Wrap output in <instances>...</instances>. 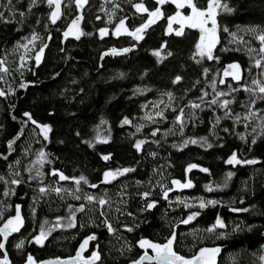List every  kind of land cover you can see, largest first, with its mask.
I'll return each mask as SVG.
<instances>
[{
  "label": "trees",
  "instance_id": "obj_1",
  "mask_svg": "<svg viewBox=\"0 0 264 264\" xmlns=\"http://www.w3.org/2000/svg\"><path fill=\"white\" fill-rule=\"evenodd\" d=\"M194 2L207 7V0ZM138 3L158 7L156 0L82 7L62 0L52 23L47 0H0V224L16 206L24 217L7 242L10 258L68 256L94 236L98 264H128L141 239L162 243L175 234L174 251L183 257L210 247L219 249L217 264H264V94L253 83L264 84V0H220L230 11L217 9L213 59L198 54L199 29L168 31L177 11L171 2L137 42L128 33L148 20ZM77 17L82 34L65 38ZM121 20L128 32L117 35ZM113 49L129 50L101 58ZM231 62L242 68L239 83L221 74ZM224 100L232 103L223 108ZM37 125L50 129L47 138ZM38 148L51 164L35 156ZM233 153L241 163H227ZM106 172L122 174L104 182ZM81 176L87 183H76ZM42 230L47 235L36 243Z\"/></svg>",
  "mask_w": 264,
  "mask_h": 264
},
{
  "label": "snow or ice",
  "instance_id": "obj_2",
  "mask_svg": "<svg viewBox=\"0 0 264 264\" xmlns=\"http://www.w3.org/2000/svg\"><path fill=\"white\" fill-rule=\"evenodd\" d=\"M9 4L12 3V0H8ZM77 7H82L83 4L87 2V0H75ZM174 3L177 11L174 15L168 17V31L171 32L173 30L172 25L174 23H177L180 25V29L176 31V35H181L184 27H190V28H197L199 29L201 35H200V42L196 45L198 54L200 56H207L208 59H213L212 55V49L214 48L215 44L217 43V37H216V31H217V9H220L223 7L225 11H230V9L227 8V5H221L220 0H207V7L206 8H200L198 5L194 2V0H156V3L158 5H164L165 3ZM37 3V0H32V6H35ZM61 3L62 0H47L48 6L51 8L53 5L55 6L54 11L51 12V22L56 23L57 19L60 18L61 15ZM134 8L137 12L140 13H147L148 20L138 27L134 32H129V35H132L135 39L140 40L142 39L141 33L147 29L151 24L155 23L158 19L163 17V13L161 12V8L157 7L154 11H150L148 8L144 7L142 3L134 4ZM187 7L191 10V13L188 15H184L181 13V9H184ZM21 16L24 15L23 12L20 13ZM3 16V13H0V17ZM80 20V17H77L75 20L72 21V24L70 25L68 31L64 32L65 38H67L70 34L75 35L77 39H79L80 35L82 33L79 32L78 29V22ZM124 20H121L119 25H117L116 34H120L121 30L127 31V29L124 27ZM209 23L211 24V27H208ZM73 29H76L75 32H73ZM251 31H255V29H251ZM106 34V30H101V36ZM36 37H33V40H35ZM259 40L261 42V48L259 49L260 53L264 54V34L259 36ZM46 47V46H45ZM129 49H124L123 51L127 52ZM44 49L41 48L40 51L37 53L35 60L37 65L40 63L42 54ZM113 52L116 50L113 49ZM154 55L159 56L160 53L156 52ZM23 59V58H22ZM256 66L261 67V62L259 60L256 61ZM229 68L233 71L229 73L228 70H225V76H228L229 74L232 75L233 79L239 81L241 79V76L239 74V68L240 66L237 64L229 65ZM4 69H0V71H3ZM207 71V70H206ZM180 77H177L176 80L179 81ZM221 83H224V81H220ZM253 83L256 84L259 93L264 94V84H262L259 81L253 80ZM232 91H235L236 89H231ZM246 91H252V89H245ZM0 95H4L3 92H0ZM228 95V93L225 92H218L217 96H225ZM260 99H264V95H261ZM217 101L213 100L212 103L215 104ZM232 103L230 100H224L222 104L220 105L223 108H227V106ZM28 116V114H25ZM250 115H255L254 113L250 112ZM28 118L31 120V116H28ZM179 120L180 117H177ZM247 119V117H245ZM127 123V120L124 121ZM35 123V121H33ZM38 127H41L37 125ZM42 132L45 135V138H47V133L50 130L47 126L41 127ZM155 135V133H153ZM243 139V137H241ZM196 141H192V143H195ZM255 143V141H253ZM141 142H138L136 144L137 149L140 148ZM11 146V145H10ZM40 156L43 157L44 153L41 152ZM105 160L109 159V157L105 156L103 157ZM229 164H239L241 161H239L236 158V154L233 153L232 157L227 161ZM245 163L248 164H254L256 163L255 160H248L245 161ZM197 167L196 165H189L188 170L190 171L192 168ZM202 171H207L206 169H201ZM129 171L128 169H124L123 172ZM56 175L57 173H53ZM122 174V173H113V172H106L104 174L105 181L108 182L109 177L115 178L116 175ZM229 176H231V173H229ZM60 180H66L68 177L59 174ZM81 181H84L87 183L85 178L81 176L79 180L76 181L77 184H79ZM13 183H17V181H13ZM174 185H178L180 187H191V183L187 184H181L180 181H172ZM211 190V189H209ZM43 192L44 189H41ZM59 191V189H57ZM147 195V194H145ZM164 197L167 199L168 192H164ZM88 200H92L93 197L89 196L87 197ZM101 204H104V201H100ZM215 201H208L207 204H215ZM155 205L150 203L147 205L148 209L153 208ZM201 208H204L206 206L205 202L201 201L200 205ZM82 210V209H81ZM234 211H247V209H239ZM196 214L190 215L186 220H183L182 223H189ZM23 221L20 216V209L17 207L16 209V216L14 219H9L4 224L3 228H0V234L4 236L5 239H7L8 235L11 232L19 231L20 227H22ZM69 226H72L71 223H69ZM218 227H224V224L222 221L217 218L216 225ZM214 226V227H215ZM131 231V229H128ZM213 228L208 229V231H213ZM109 231H112L111 226H109ZM47 233L45 231H41L40 235L35 238L36 243H42L43 238H45ZM95 239L94 236L88 237L80 246V250L77 251L76 257L73 258L71 264H75V261L82 259L81 253L85 249L86 245L88 244L89 240ZM175 239V234L171 238L167 240V243L165 244H158V243H151L148 240L141 239L139 241V247L142 249L151 248L154 252V256H148L147 252H145L144 255H142L139 260L133 261V264H142V261H155V264H210L212 257L219 252L218 248L215 249H201L198 254H195L192 258L187 259L181 255H178L176 252L173 251V241ZM21 245H17L19 248ZM4 248V244L0 243V249ZM28 264H34L33 258L31 256H28ZM99 259V255L96 252L92 253V256L89 260H84L83 264H94L96 260ZM262 260H264V257H261ZM0 264H6V257L5 261H0ZM64 264H69V262H64Z\"/></svg>",
  "mask_w": 264,
  "mask_h": 264
},
{
  "label": "water",
  "instance_id": "obj_3",
  "mask_svg": "<svg viewBox=\"0 0 264 264\" xmlns=\"http://www.w3.org/2000/svg\"><path fill=\"white\" fill-rule=\"evenodd\" d=\"M158 7H160V5H158ZM54 9H55V6H54V8H53V11H54ZM151 25H152V24H151ZM151 25H150V26H151ZM133 38H134V37H133ZM134 39H135V38H134ZM135 40H136L137 42L139 41V40H137V39H135ZM116 52H124V51H115V52H113V51H109V52L103 53V54L101 55V58H102L103 56H105V55L112 54V53H116ZM232 64H237V65H239L237 62H231V63H228V64H226V65L223 67V69H222V71H221V74H222V76H223L224 78H226V79H231V80H233L235 83H239L241 79H240L239 81H237V80L233 79V77H232L231 74H229L228 76H225V70H228L229 73H231V72L233 71L232 69L229 68V65H232ZM239 66H240V65H239ZM239 74H240V76H241V74H242V68H241V67L239 68ZM102 180L105 181L104 175H103V177H102ZM17 207H19V209H20V216H21V219H22V221H23L22 227H20L19 231L11 232V233L8 235L7 239H5L4 236H3L2 234H0V243H3V244H4V248L1 249V251H2V253H3L4 256H3V258H0V261H5V257H6V264H11V263H10V260H9V258H8L7 252H6V250H5V247H6V245H7V242H8V240H9L12 236L19 234L20 231H21V230L23 229V227H24V217H23V214H22V211H21V207H20V206H16V207L14 208V213H13L11 216H9L8 218H6V219L0 224V228H3V226H4V224L7 222V220H9V219H14L15 216H16V209H17ZM172 236H173V234H172L169 238H171ZM88 237H90V236L84 237V238L80 241V243L78 244V246H77V248H76L74 254H73L72 256H70V257H65V258H62V257L46 258V259H44V260H41V261H38V262H37V261L35 260V258L31 256V257L33 258V262H34V264H64V262H69V264H71L73 258L76 257L77 251L80 250V246H81V244H82V243H83ZM169 238H168V239H169ZM92 241H93V240H89V242H88V244L86 245L85 249H84L83 252L81 253L82 259L75 261V264H79V263H82V264H83V262H84L83 254H84V252L88 249V247H89V245H90V243H91ZM148 241H149V240H148ZM150 242H151V243H156V242H152V241H150ZM174 242H175V239H174V241H173V251H174ZM138 243H139V242H138ZM165 243H167V241H165L163 244H165ZM158 244H159V243H158ZM204 248H207V249H215V248H210V247H201V248H199V249L196 251L195 254H198L199 251H200L201 249H204ZM147 250L151 251L152 254H149V253L147 252ZM145 252H147L148 256H154V252L152 251V249H151V248H146V249H144V252H143V253H142V254H141L136 260H139V258H140L142 255H144ZM174 252H175V251H174ZM177 254H178V253H177ZM195 254H194V255H195ZM178 255H180V254H178ZM194 255H193V256H194ZM218 255H219V252L216 253V254L212 257V260H211L210 264H217V262H218ZM91 256H92V255H91ZM91 256H90L89 258H87L86 260H89V259L91 258ZM193 256H191V257H187V259H190V258H192ZM27 258H28V257H27ZM27 258H26V260H25L22 264H28V259H27ZM185 258H186V257H185ZM136 260H133V261H136ZM98 261H99V259L96 260V261L94 262V264H96ZM133 261H131L129 264H133ZM142 264H155V261H151V262H149V261L146 260V261H142Z\"/></svg>",
  "mask_w": 264,
  "mask_h": 264
},
{
  "label": "flooded vegetation",
  "instance_id": "obj_4",
  "mask_svg": "<svg viewBox=\"0 0 264 264\" xmlns=\"http://www.w3.org/2000/svg\"><path fill=\"white\" fill-rule=\"evenodd\" d=\"M41 152H43L44 153V156L43 157H45L46 159L45 160H43L42 159V157L40 156V153ZM38 159H41V162L42 163H45V164H51V161H50V159L48 158V156H47V154H46V152H45V150L44 149H42V148H38L37 150H36V155H35ZM111 177H109V179H110ZM14 213V212H13ZM12 213V214H13ZM11 214V215H12ZM10 215V216H11ZM93 242V241H92ZM91 242V243H92ZM91 243H90V245H89V247H88V249L84 252V254H83V259L84 260H86L87 258H89L91 255H92V253L93 252H96V253H98V251L96 250V249H94L93 247H91ZM156 243H158V242H156ZM164 242H162V243H160L159 242V244H163ZM78 246V245H77ZM77 248V247H76ZM138 249H139V251H140V253H139V255L134 259V260H136L143 252H144V249H142V248H140L139 247V244H138ZM5 250H6V252H7V255H8V258H9V260H10V263L11 264H20V263H16V262H13L12 260H11V258H10V253H9V251H8V249L5 247ZM76 250V249H75ZM75 250L73 251V253L71 254V255H68V256H64V257H62V258H65V257H70V256H72L73 254H74V252H75ZM147 252L149 253V254H152L151 253V251H149V250H147ZM98 255H99V261H100V254L98 253ZM3 253H2V251H1V249H0V258H3ZM30 256H32V255H30ZM28 257V256H27ZM26 257V258H27ZM33 257V256H32ZM26 258H25V260H26ZM50 258H53V257H50ZM24 260V261H25ZM36 260V259H35ZM37 261V260H36ZM38 261H40V260H38ZM37 261V262H38ZM98 261V262H99ZM133 261V260H132ZM98 262L96 263V264H98ZM131 262V261H130ZM129 262V263H130ZM128 263V264H129ZM79 264H82V263H79Z\"/></svg>",
  "mask_w": 264,
  "mask_h": 264
},
{
  "label": "rangeland",
  "instance_id": "obj_5",
  "mask_svg": "<svg viewBox=\"0 0 264 264\" xmlns=\"http://www.w3.org/2000/svg\"><path fill=\"white\" fill-rule=\"evenodd\" d=\"M181 13L184 14L182 11H181ZM190 13H191V10L188 9L187 14H184V15H188V14H190ZM175 25L180 27L179 24L174 23V24L172 25L173 30H174V26H175ZM124 27H125V26H124ZM208 27H211V24H210V23H209ZM125 28H126V27H125ZM126 29H127V28H126ZM115 32H116V31H115ZM126 32H128V29H127V31H124V30L122 29L120 33H126ZM199 42H200V40H199ZM199 42H198V43H199ZM42 159L45 160L46 158H45V157H42ZM40 160H41V159H40ZM42 241H43V240H42Z\"/></svg>",
  "mask_w": 264,
  "mask_h": 264
}]
</instances>
